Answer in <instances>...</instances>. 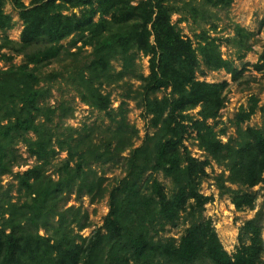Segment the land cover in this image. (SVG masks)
<instances>
[{
  "label": "trees",
  "instance_id": "trees-1",
  "mask_svg": "<svg viewBox=\"0 0 264 264\" xmlns=\"http://www.w3.org/2000/svg\"><path fill=\"white\" fill-rule=\"evenodd\" d=\"M9 1L20 10L23 30L16 48L8 39L2 48L10 46L23 54L27 64L0 71V177L16 166L18 143L36 164L17 176L22 200L13 201L0 185V264H261L264 242L258 219L243 226L249 244L240 243L232 255L223 248L212 222L203 217L211 198L200 192V186L208 177L210 162L193 157L183 144L191 130L200 150L225 166L231 184L247 188L264 184V127L246 128L242 141L234 146L222 143L209 121L217 119L225 105L226 84L196 79L201 62L207 70H225L232 80L237 70L222 58L218 38L202 32L194 43L171 22L174 14L205 19L208 8L225 9L234 0L196 4L194 0H142L136 5L133 0H32L29 7L21 0ZM2 6L0 0V31H5L11 18ZM72 8H82L80 15L64 13ZM76 34L83 36L81 47H90L91 53L83 68L67 80L84 102L107 115L109 157L84 148L86 139L74 136L72 128L59 132L54 119L70 112L57 115L59 107L40 102L49 91L39 88L38 69L62 57L75 58L70 49L76 43L65 49L61 42ZM235 34L243 43L249 33L236 27ZM242 48L249 50V46ZM139 53L149 57L146 77L136 72ZM117 58L122 68L113 74L111 62ZM255 67L264 68V56ZM128 76L142 81L141 105L155 130L137 148L133 145L137 131L126 122L125 113L110 110V97L101 92L104 85ZM161 89L170 92L152 99ZM256 104L252 99L248 109H240L236 126L254 114ZM196 108L197 116H190ZM125 151H129L125 175L110 193L103 227L83 238L79 232L87 227L88 216L61 204L73 194L99 195L102 180L88 178L87 167L90 162L112 161ZM58 152H65L66 159L54 181L46 169ZM147 172L151 175L141 185ZM152 173L169 179L174 190L168 194ZM220 187L236 210L253 207V194L230 191L223 182ZM181 219L189 226L178 241L160 238L166 226H175Z\"/></svg>",
  "mask_w": 264,
  "mask_h": 264
},
{
  "label": "rangeland",
  "instance_id": "rangeland-1",
  "mask_svg": "<svg viewBox=\"0 0 264 264\" xmlns=\"http://www.w3.org/2000/svg\"><path fill=\"white\" fill-rule=\"evenodd\" d=\"M27 7L32 0H21ZM142 0H133L132 5H136ZM200 0H194L196 4ZM183 2V1H182ZM181 1L177 2L180 6ZM3 11L11 18V27L5 31H0V71L7 70L11 66H24L27 59L23 54H18L13 50L20 42L21 32L23 30V20L20 17V10L16 9L9 0H3ZM82 8L68 9L65 14L79 16ZM98 16H95L96 21ZM172 24L181 34L196 43L202 32H206L212 37L218 38L222 58L229 61L233 68L237 70V78L232 80V75L225 70L210 71L207 70L201 62V67L196 74V79L211 84L225 83V105L220 111L219 116L214 121H209L215 127L218 138L222 143H230L234 146L242 141V133L246 128L262 129L264 127V68L256 69V65L262 62L264 56V0H234L228 8H208V14L205 19L198 17L192 19L188 14H174L171 17ZM240 27L248 34L247 40L241 43L235 38V28ZM247 35V34H246ZM227 38H235V41L228 42ZM5 39L13 42L14 45L8 48H2ZM83 36L80 34L72 35L61 42L65 49H70L75 42V48L70 52L76 53L74 57H62L59 61L42 66L38 69L40 77L39 88L49 91L45 99H42L41 105L52 108L59 107L57 115L62 112H70L68 117L54 119V125L59 128V132L68 133L67 128H72L86 139L84 148H89L97 155L103 154L110 156L107 151L108 140L111 141L107 128L110 121L107 115L84 102L76 90L67 80L73 73H77L83 68V65L89 54L90 47L82 46ZM242 46H249V50H244ZM78 48H81L78 50ZM112 73H118L122 68V61L117 58L111 62ZM137 74L144 77L149 75V57L139 53L136 57ZM204 73H201V72ZM142 81L136 77H126L122 81L113 84L104 85L101 88L103 94L110 97V110L114 113H125L126 122L135 128L137 136L133 139L134 148L140 147L146 136H151L155 132L150 123V117L147 116L141 105ZM169 89H161L152 94L151 98L160 99L168 95ZM256 101L255 112L250 118L241 124L235 125L236 115L241 108L245 110L251 105V100ZM60 106L63 110L60 111ZM199 108L189 112L190 116H197ZM223 132V133H222ZM78 136V135H77ZM30 137H33L30 135ZM112 142V141H111ZM183 144L188 152L195 158L210 162L206 168L208 177L205 178L200 186V192L211 200L204 206L203 217L209 219L225 251L232 255L236 252L240 243L249 244L250 235L243 231L246 222L258 219L262 227L261 238L264 242V184H258L253 188H247L239 184H231L228 180L229 173L224 165L218 164L212 158L204 153L198 147V141L195 139V133L191 130L184 136ZM114 147V145H113ZM16 154L20 157L16 166L13 167L10 174L0 177L2 191L9 194L13 201L22 200V193L18 190L17 176L32 168L36 161L31 157L26 147L18 143L15 146ZM129 151L116 154L112 161L90 162L87 167L88 178L102 180V192L96 196H67L62 206L81 209L83 214L88 216L87 227L79 234L83 238H88L98 229L103 227L106 216L109 213V196L115 185L124 177V160L128 157ZM66 159L65 152H58L46 172L55 181L62 162ZM151 175L147 172L140 182L142 185ZM170 194L173 190V184L161 173H152ZM221 180V182H220ZM223 185L230 191L241 193H250L255 196V203L252 208L236 210L231 203L229 194H223L220 185ZM189 224L181 219L177 225H168L160 238H173L178 241L185 233ZM103 233H105L103 231ZM44 235V231L40 230ZM261 264H264V253L261 257Z\"/></svg>",
  "mask_w": 264,
  "mask_h": 264
}]
</instances>
